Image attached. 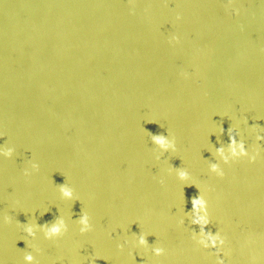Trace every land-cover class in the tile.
<instances>
[{
    "label": "water",
    "instance_id": "water-1",
    "mask_svg": "<svg viewBox=\"0 0 264 264\" xmlns=\"http://www.w3.org/2000/svg\"><path fill=\"white\" fill-rule=\"evenodd\" d=\"M0 264H264V0H0Z\"/></svg>",
    "mask_w": 264,
    "mask_h": 264
},
{
    "label": "clouds",
    "instance_id": "clouds-1",
    "mask_svg": "<svg viewBox=\"0 0 264 264\" xmlns=\"http://www.w3.org/2000/svg\"><path fill=\"white\" fill-rule=\"evenodd\" d=\"M157 139L159 140L160 143H163V141L160 140L159 137H157ZM181 175L183 176L184 174L181 173ZM193 204H194V206H199L201 204V201L198 198H194L193 199ZM56 231H58V229H56V228L52 229V232H56ZM29 232H31V229H29ZM144 242H145L144 238L141 237V243H144ZM29 259H30V257H29Z\"/></svg>",
    "mask_w": 264,
    "mask_h": 264
}]
</instances>
